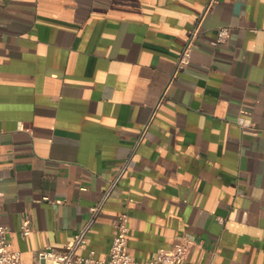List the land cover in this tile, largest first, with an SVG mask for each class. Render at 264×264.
<instances>
[{"label": "crops", "instance_id": "crops-1", "mask_svg": "<svg viewBox=\"0 0 264 264\" xmlns=\"http://www.w3.org/2000/svg\"><path fill=\"white\" fill-rule=\"evenodd\" d=\"M207 2L0 0V224L25 263L126 164L80 254H109L128 197L140 262L187 238L179 264H264V0Z\"/></svg>", "mask_w": 264, "mask_h": 264}, {"label": "built area", "instance_id": "built-area-1", "mask_svg": "<svg viewBox=\"0 0 264 264\" xmlns=\"http://www.w3.org/2000/svg\"><path fill=\"white\" fill-rule=\"evenodd\" d=\"M219 0H208L205 11L211 12ZM230 26L227 24L219 26L217 35L212 41L213 46L227 44L229 42ZM201 35L198 27L194 28L187 38L186 43L178 57L174 76L178 72L187 68L191 63L193 51L197 46V41ZM164 100V96L160 102ZM237 123L241 127L252 125V121L248 118L238 116ZM140 140L136 142V146ZM136 146L134 148H136ZM126 170V164L121 167L116 178L109 180L108 186L105 189L102 198L90 207V216L85 224L75 233L73 241L67 245L63 251L53 248H45L37 252L32 263H25L21 258V253L12 247L10 235L11 230L8 226L0 224V264H179L186 256L192 245L187 238L173 246L159 248L157 255L145 262H140L134 259L128 253V236L130 231L129 226V198H125L126 210L120 213V216L115 221L116 233L113 237L110 252L103 258H96L95 251L90 250L87 255L80 254L79 251L88 243V235L94 223L98 220L102 209L110 197L114 186L118 183L121 176ZM48 198V197H45ZM223 220L222 218H220ZM32 228L25 224L20 230L22 237H27L31 234Z\"/></svg>", "mask_w": 264, "mask_h": 264}]
</instances>
